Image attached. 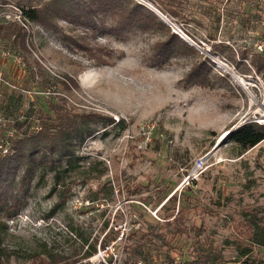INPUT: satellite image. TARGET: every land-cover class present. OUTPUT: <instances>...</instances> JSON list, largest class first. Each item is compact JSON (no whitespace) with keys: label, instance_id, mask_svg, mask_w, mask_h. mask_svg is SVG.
<instances>
[{"label":"rangeland","instance_id":"1","mask_svg":"<svg viewBox=\"0 0 264 264\" xmlns=\"http://www.w3.org/2000/svg\"><path fill=\"white\" fill-rule=\"evenodd\" d=\"M15 2L0 1V23L22 18ZM134 2L195 50L157 56L165 27L122 29L106 9L92 19L58 14L57 28L26 20V47L0 30V139L13 149L58 123L57 111L97 113L93 132L71 140L70 166L37 164L21 185L25 160L4 164L15 205L0 210V258L264 264V138L242 152L230 140L239 124L264 123V72L254 66L264 55V0H122Z\"/></svg>","mask_w":264,"mask_h":264},{"label":"trees","instance_id":"2","mask_svg":"<svg viewBox=\"0 0 264 264\" xmlns=\"http://www.w3.org/2000/svg\"><path fill=\"white\" fill-rule=\"evenodd\" d=\"M1 2H6L7 0H0ZM16 4L21 8L20 20H8L0 23V30L6 38H10L14 44L26 47L25 35H26V20H30L38 23L45 28H57V15L66 14L71 17H76L80 19L84 17L85 19H92L94 14L100 10H110L114 16L119 19V25L124 28L141 27L144 29L154 27L155 25H160L166 28L167 36L160 41L155 43L153 48L156 50V55L159 52L166 51V56L170 53V50L181 44L187 45L189 48L195 50L192 45H189L186 41L177 36L171 31L169 26L163 21L159 20L152 11L147 10L149 16H142L141 13L136 11L137 7L143 8V5L137 2L130 4L122 3V0H42L39 3H32L30 0H15ZM169 13V12H167ZM82 21V20H81ZM155 21V22H154ZM83 22V21H82ZM92 22H94L92 20ZM93 25V26H92ZM90 25L91 29H97L94 24ZM111 30L113 28H110ZM254 66L258 72H264V55L261 53L256 54V60ZM194 72L191 71L187 74L186 79L192 80ZM197 84L205 86L200 82ZM57 118L59 120L56 124H43L41 129L37 132H33L30 135H23L18 138L15 142V151L12 154L1 155L0 159V210L9 215L14 204H7L6 187L8 181L9 169L4 170V164L9 165L13 160L23 159L25 160V168L23 174L20 178L21 185L27 181L26 179L31 178L34 172V168L37 164H47L51 168L56 167V161L61 158L68 164L71 165V159L74 157V149L71 146V140L82 141L86 136L93 132V128L89 125L91 118L97 116V113H84L81 112L80 120L75 117L70 116L68 113H63L57 111ZM105 122L112 123L113 118L107 116L103 117ZM53 129V130H52ZM264 138V123L257 121H246L235 127L230 134V140L234 142L239 152L246 150L260 142ZM56 154L57 158L50 157L48 161L45 160L47 154ZM52 153V154H51ZM72 157V158H71ZM77 158V156H76ZM67 167L62 168V170H56L54 174V184L58 183L62 178V174L67 171ZM8 172V173H6ZM11 172V171H10ZM43 174L39 175L42 178ZM22 186H17L13 188L21 189ZM1 188L3 190H1ZM25 190V187L22 188ZM21 190V191H22ZM172 196V195H171ZM170 196V197H171ZM168 197L165 202L169 200ZM12 201L17 202V194L15 193L11 197ZM16 198V199H15ZM64 200V196L57 201L59 203ZM18 203V202H17ZM107 241L103 239L100 241L101 248L106 246ZM91 253V252H90ZM89 254L86 252V256ZM37 256V255H36ZM39 256V255H38ZM41 264H55L58 258L47 259L45 257L39 256L38 258ZM136 261V260H135ZM192 263L199 264H214L210 257L207 259L194 258ZM0 264H11L8 258L1 259ZM85 264V263H81ZM92 264V263H88ZM97 264H103V262H98ZM125 264V263H124Z\"/></svg>","mask_w":264,"mask_h":264},{"label":"built area","instance_id":"3","mask_svg":"<svg viewBox=\"0 0 264 264\" xmlns=\"http://www.w3.org/2000/svg\"><path fill=\"white\" fill-rule=\"evenodd\" d=\"M259 47H261V45H258ZM3 130V129H2ZM13 130L10 129L8 131V134H10V136L13 134L12 133ZM12 143L10 142V139H8L7 137H5L4 139H0V155H6V154H12L13 153V149H12ZM201 162V159L198 160V162L195 164V167H197Z\"/></svg>","mask_w":264,"mask_h":264}]
</instances>
